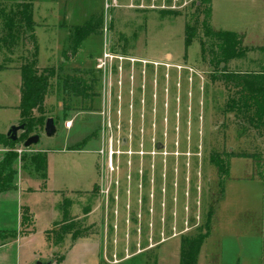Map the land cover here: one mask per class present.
<instances>
[{
	"label": "rangeland",
	"instance_id": "rangeland-1",
	"mask_svg": "<svg viewBox=\"0 0 264 264\" xmlns=\"http://www.w3.org/2000/svg\"><path fill=\"white\" fill-rule=\"evenodd\" d=\"M106 2L34 0V26L28 29L20 0H0V30L12 18L15 32L11 46L0 44V68L19 71L36 46L38 75L52 73L44 109L56 121L55 135L46 137L42 128L30 135L40 139L28 149L24 141L0 145V162L6 154L16 155L11 189L0 193V246H9L0 253V264L57 263L63 230L71 239L77 235L100 242L103 264L114 255L126 264H140L152 260L149 246L195 237L207 222L209 236L223 242L237 237L244 248L257 245L264 264V126L250 125L240 111H229L231 100L237 101L235 89L220 81L207 56H200L199 43L209 46L203 29L207 5L199 0L175 5L170 0H117L106 10ZM249 7L240 0H211L210 26L259 32L260 16ZM84 25L96 28V34L72 56L74 28ZM185 26L196 33L188 47ZM261 37L253 43L242 40L247 52L228 61L227 71L264 72ZM53 41L61 48L54 54ZM40 47L47 49L48 59L44 49L39 59ZM72 80L81 81L79 90L88 88V99L72 95L68 87L74 84L65 86ZM19 85L20 74L0 73V106L16 101ZM66 121L72 122L69 132ZM17 122L16 111L0 109V133ZM81 141H87L84 152H60ZM46 152L48 187L80 184L81 190H90L96 160L94 187L89 192L49 190ZM39 153L46 156L45 172L36 171L31 161ZM228 154H253L262 164L258 158L238 157L228 164ZM29 233L32 238L14 243Z\"/></svg>",
	"mask_w": 264,
	"mask_h": 264
},
{
	"label": "trees",
	"instance_id": "trees-1",
	"mask_svg": "<svg viewBox=\"0 0 264 264\" xmlns=\"http://www.w3.org/2000/svg\"><path fill=\"white\" fill-rule=\"evenodd\" d=\"M34 0H20L21 2V16L26 28L32 29L34 24L31 17V5ZM200 4L207 5L205 10V22L203 25L204 37L209 42L207 47L205 42H200V56L202 60L207 56L210 59L209 65H214L218 73H220V81L225 86H231L235 89V95L237 101L231 100L229 105V111H240L243 117L247 118L250 125L264 126V72L250 73V72H229L227 71V63L230 60L242 58L246 54V50L241 48L243 36L225 31H215L210 26L211 19V0H199ZM95 29L91 25H84L75 27L72 40H71V55L75 56L82 42L92 35H95ZM0 34V44L9 42L10 46L15 40L14 22L12 18H6ZM196 38L194 29H190L188 26L184 27V45L188 47ZM207 47V48H206ZM34 48L32 59L26 62L19 68L20 73V102L17 107L19 111V125H23L24 129L20 138L16 142L10 141L9 138L0 136V145L8 146L14 145L17 142H25V140L31 134H38L42 130L48 117L44 109V100L47 96L49 88V79L52 77V73L47 77L40 76L37 73V48ZM223 65L221 68L220 66ZM6 67L0 68V70L6 69ZM215 79H217L215 77ZM72 83V87H68L75 97L89 98V95L85 94L88 88L84 87L79 90L81 86L80 80L66 81L67 84ZM67 89V87H65ZM36 114V115H35ZM54 122H56L54 120ZM23 142V143H24ZM87 141H81L75 144L69 151H80ZM15 154H6L0 162V193L11 189L12 180L15 172L11 169ZM228 164L231 158H245L254 162V159L258 158L253 154H228ZM261 157H259V164H262ZM32 163L35 165V170L45 172L46 169V156L44 153L36 154L31 157ZM257 161V162H258ZM221 162L217 161V167L221 169ZM260 167V165H259ZM228 169V168H227ZM263 182L261 175L255 174L253 176ZM253 179V178H252ZM210 223H206L203 232H199L195 237H183L180 242V260L179 264H197L198 255L200 249L205 240L210 235ZM69 231H62V236L69 235ZM11 238L14 236H10ZM81 237L72 235V240L79 239ZM5 239V238H4ZM62 242V239H61ZM60 242V243H61ZM59 243V244H60Z\"/></svg>",
	"mask_w": 264,
	"mask_h": 264
},
{
	"label": "crops",
	"instance_id": "crops-1",
	"mask_svg": "<svg viewBox=\"0 0 264 264\" xmlns=\"http://www.w3.org/2000/svg\"><path fill=\"white\" fill-rule=\"evenodd\" d=\"M240 1L243 3H247L250 6L249 8H250L251 14H254V15L257 14L258 16H260V22L258 23V26L257 25L256 26L261 27V29L259 32L254 31L253 33H250L249 31H247L246 27L241 28V29H238V27H234V28L228 27L226 28V30H229L228 32H233L234 30L233 33L243 36L244 42H246L247 40H251L252 42L250 41V43H253L254 41H258V39L262 38L261 36L264 35V0H240ZM256 26H253V28ZM236 30H239V31H236ZM48 40H50V38ZM86 40L82 42L81 46ZM53 43L55 44L53 48V52H52L54 54L58 52V48L59 50H61V48H60V45L57 44L55 41H53ZM42 49H44L43 52L46 55L45 59H48L47 49L44 47L39 48V59L41 57ZM5 71L15 72L17 74H20L19 71L11 69V67L1 70L0 73L5 72ZM19 88H20V85H19ZM16 96H17V99L15 102H13L10 105H2L0 106V109H13L14 111H16L18 113V122H19V111L17 110V107L20 102V94H16ZM12 125H15V124L12 123ZM64 129L66 132H69L71 128L69 129L64 128ZM5 133L7 134V131L0 133V134L3 135ZM73 144H75V142L69 143L66 147L72 146ZM60 152L77 154V153H81L84 151L82 150V151H60ZM46 153H47L46 185L48 187L50 177H49L48 152ZM96 162L97 161L95 160L93 164V168L91 169V172L89 174L90 180H91V181L90 180L88 181L89 186H91L90 190L94 187V185L96 184V180H97ZM48 188L49 190L54 191V192H69V193L73 192L74 193V192H89L90 191V190H84V191L81 190L80 184H78L77 187H69V188L57 189V190L51 189L50 187ZM32 236H33V233H29L27 236H24L22 238L18 237L17 242H14V243H18V242L21 243L22 241L29 240L30 238H32ZM69 237L70 235H66V237L63 239V243H64L63 252L61 254L59 261L55 264H103L101 260L102 257H101L100 242H98L97 240H94V238H79L76 240H72ZM223 239L224 238L222 237L218 238L216 236H212L211 234V236H209L205 240V242L203 243L200 249L198 259H197V264H261L260 252H259V248L257 245H256V249H254V247H251V245H247L244 248L243 244H240L241 241H239L237 237L234 238V240L231 239L230 241H224V242H223ZM171 241H174V242H171ZM249 241H253V239L249 238ZM263 241H264V237H263ZM168 242H171V243L167 244ZM8 247H9L8 245L0 246V253L5 252ZM231 247L234 249L233 252L231 251ZM263 248H264V242H263ZM146 250L153 251V258L152 260L145 259V262L140 263V264H179V260H180V240L179 239H176V238L169 239L160 244H157L156 246H149V248H147ZM53 253L54 252H51V255ZM114 253H115V249L113 252H111V257ZM201 259H203L202 263L200 262ZM212 259H214V262H212ZM125 261L127 260H119L114 255L111 258V260L109 261L106 260V264H123L125 263ZM36 262H39V261H36Z\"/></svg>",
	"mask_w": 264,
	"mask_h": 264
},
{
	"label": "water",
	"instance_id": "water-1",
	"mask_svg": "<svg viewBox=\"0 0 264 264\" xmlns=\"http://www.w3.org/2000/svg\"><path fill=\"white\" fill-rule=\"evenodd\" d=\"M220 67L222 68L223 65H221ZM23 129H24L23 125L12 126L10 130L7 132L6 137L9 138L10 141L16 142L18 139L17 133L22 132ZM43 133L48 138L55 135L56 128H55L54 120L52 118H48L46 120L43 127ZM39 139L40 137L38 135H33L28 137L23 143V148L28 149L31 146L37 145L39 143ZM22 188H25V185H23ZM36 264H42V263L37 262Z\"/></svg>",
	"mask_w": 264,
	"mask_h": 264
},
{
	"label": "built area",
	"instance_id": "built-area-1",
	"mask_svg": "<svg viewBox=\"0 0 264 264\" xmlns=\"http://www.w3.org/2000/svg\"><path fill=\"white\" fill-rule=\"evenodd\" d=\"M152 1H157V0H152ZM181 1H182V0H170V2H171L173 5H175V4H177V3H180ZM116 4H117V0H109V2H106L105 9H106V10H108V9H112V8L116 7ZM71 125H72V122H70V121H66V122L64 123V128L69 129V128H71ZM111 155H112V153L110 152V153H109V157H110V159H111Z\"/></svg>",
	"mask_w": 264,
	"mask_h": 264
}]
</instances>
